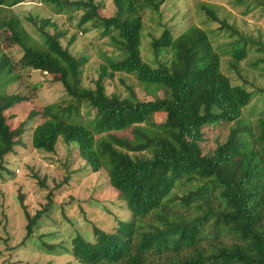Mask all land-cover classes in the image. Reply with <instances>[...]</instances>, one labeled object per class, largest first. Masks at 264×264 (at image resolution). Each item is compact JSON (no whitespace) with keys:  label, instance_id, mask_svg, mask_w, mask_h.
<instances>
[{"label":"trees","instance_id":"1","mask_svg":"<svg viewBox=\"0 0 264 264\" xmlns=\"http://www.w3.org/2000/svg\"><path fill=\"white\" fill-rule=\"evenodd\" d=\"M22 1L12 0L10 6ZM93 1L64 2L85 9L78 26L92 21L120 52L109 61L111 73L102 68L93 89L81 84L85 57L75 56L61 44L66 32L53 21L41 20L37 26L46 49L25 46L16 29L18 20L3 24L17 45L35 59L34 70L59 74V82L74 102L65 111L71 114L75 108L77 119L80 103L94 111L87 126L46 110V119L32 132V147L53 153L59 139L73 146L93 173L106 170L129 212V218L119 220L113 232L94 227L98 240L93 243L76 235L70 255L77 264H264V114L253 122L244 116L249 93H238L230 84L207 33L196 26L177 38L163 26L160 37L152 40L156 59L169 52V64L152 67L142 60V12L150 9L159 14L168 0H112L115 12L110 17H100ZM43 2L64 5L61 0ZM201 8L212 21L229 28L208 6ZM48 26L52 34L46 31ZM240 38L231 46L235 63L246 57L245 46L238 45H245L247 38ZM115 72L135 75L139 83L161 91L162 97L140 101L133 92L131 98L108 96L102 79ZM25 101L27 97L10 94L0 106V160L13 151L24 132L22 124L10 130L2 111ZM157 114L165 115L162 130L140 126ZM34 116L31 112L25 123ZM218 123L229 125L227 139L212 154L203 155L202 128ZM128 129L137 138L135 143L113 134ZM95 133L108 135L96 140ZM144 152L151 158H144ZM149 175L154 177L145 189ZM182 181L186 187L181 194L177 187ZM175 193L181 198L175 200ZM175 204L181 208L171 214ZM189 209L192 213L186 214ZM25 217L30 235L40 214L30 217L26 211ZM225 237L232 241L225 242Z\"/></svg>","mask_w":264,"mask_h":264},{"label":"rangeland","instance_id":"2","mask_svg":"<svg viewBox=\"0 0 264 264\" xmlns=\"http://www.w3.org/2000/svg\"><path fill=\"white\" fill-rule=\"evenodd\" d=\"M61 1L64 5L60 7L43 0H23L12 6V0H4L5 5L0 6V65H4L0 70V106L10 94L27 97V101L2 111L10 130L22 124L24 132L13 151L0 160V264H77L69 253L76 235L93 243L98 240L93 233L94 227L113 232L119 220L129 218L124 199L112 186V178L106 170L93 173L80 159L77 150L65 145L61 139L53 153L32 147V132L46 119V110L53 115L60 114L67 122L80 120L87 126L94 111L86 103L78 105V119L75 108L71 114L65 111L74 102L59 82V74L54 70L47 73L34 70L35 59L17 45L3 24L18 20L16 29L25 46L46 49L44 36L37 26L41 20L53 21L58 29L66 32L61 44L75 56L86 59L80 75L85 88L95 87L94 81L99 78L102 68L111 73L109 61L117 59L120 54L109 36L103 35L101 28H95L92 21L78 26L85 9L68 6L64 2L80 0ZM93 2L100 17L114 14L112 0ZM202 5L213 10L229 28L212 21ZM159 14L150 9L142 12L140 54L145 63L152 67H157L159 62L170 63L169 52L156 59L151 47L152 40L160 37L163 26L169 28L173 38L196 26L207 33L230 84L238 93H249L250 103L243 111L244 116L253 122L261 113L264 114V0H168L160 7ZM234 28L237 35L231 30ZM46 31L52 34L54 30L48 26ZM242 36L247 38V42L238 47L245 46L246 57L235 63L231 57V46L241 42ZM72 38L74 41L69 44ZM102 84L108 96L121 99L131 98V92L140 101L162 97L161 91L155 92L154 87L139 83L133 74L115 72L111 78L103 77ZM31 112L35 116L25 123ZM164 121L165 115L157 114L140 126L158 132L165 127ZM228 132L229 125L225 123L204 126L200 143L202 154H212L226 141ZM113 134L134 143L137 139L131 129ZM107 135L95 133V139L106 138ZM142 156L151 158L148 152ZM153 177L148 176L145 189ZM184 184L182 181L177 187L181 194L182 188L186 187ZM181 194L175 193V200L181 198ZM179 208L180 204H175L171 214ZM26 211L30 217L40 214L30 235L27 234ZM184 212L191 214L192 210ZM224 241L231 242L232 239L225 237Z\"/></svg>","mask_w":264,"mask_h":264},{"label":"built area","instance_id":"3","mask_svg":"<svg viewBox=\"0 0 264 264\" xmlns=\"http://www.w3.org/2000/svg\"><path fill=\"white\" fill-rule=\"evenodd\" d=\"M46 73V72H45Z\"/></svg>","mask_w":264,"mask_h":264}]
</instances>
